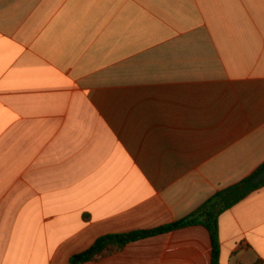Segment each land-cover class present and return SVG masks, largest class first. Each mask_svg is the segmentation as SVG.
Listing matches in <instances>:
<instances>
[{"label": "crops", "instance_id": "1", "mask_svg": "<svg viewBox=\"0 0 264 264\" xmlns=\"http://www.w3.org/2000/svg\"><path fill=\"white\" fill-rule=\"evenodd\" d=\"M264 163V0H0V264H69ZM264 264V186L219 217ZM184 227L81 264H211Z\"/></svg>", "mask_w": 264, "mask_h": 264}, {"label": "trees", "instance_id": "2", "mask_svg": "<svg viewBox=\"0 0 264 264\" xmlns=\"http://www.w3.org/2000/svg\"><path fill=\"white\" fill-rule=\"evenodd\" d=\"M263 169L264 163L248 177L219 190L197 210L172 224L154 230L112 234L101 237L88 250L73 256L69 264H81L94 260L104 253L121 250L129 242L194 225H202L207 228L212 246L211 264H220L221 241L219 233V217L222 213L242 201L249 194L264 186V181L260 184L252 183V179ZM255 264H261V261H258Z\"/></svg>", "mask_w": 264, "mask_h": 264}, {"label": "water", "instance_id": "3", "mask_svg": "<svg viewBox=\"0 0 264 264\" xmlns=\"http://www.w3.org/2000/svg\"><path fill=\"white\" fill-rule=\"evenodd\" d=\"M262 181H264V169L261 170L259 172L258 175H256L253 179H252V183L253 184H260Z\"/></svg>", "mask_w": 264, "mask_h": 264}]
</instances>
